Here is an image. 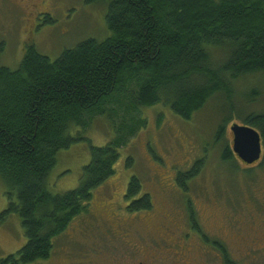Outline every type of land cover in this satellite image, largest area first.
Instances as JSON below:
<instances>
[{"label":"trees","instance_id":"trees-1","mask_svg":"<svg viewBox=\"0 0 264 264\" xmlns=\"http://www.w3.org/2000/svg\"><path fill=\"white\" fill-rule=\"evenodd\" d=\"M100 1H107L110 35L104 40H84L53 61L27 41L16 69L0 67V178L8 196L0 222L16 213L26 238L0 264L50 256L54 239L87 212L93 191L114 174L120 148L144 126L140 109L162 103L188 120L211 96L223 91L230 97L233 80L264 73V0H87ZM213 48L224 53L219 63ZM114 102L122 109L120 121L112 118L118 108H107ZM98 115H106L116 132L103 146L85 136ZM237 115L259 132L264 155V111ZM73 125L80 133L69 134ZM222 130L217 127V142ZM76 142L87 143L90 160L76 188L52 193L48 176L57 154ZM235 157L228 145L222 148L223 162ZM202 163L178 173L181 190ZM140 193L139 179L131 176L128 211L152 208L150 195ZM187 208L190 227L224 264H235L219 240L201 232L190 201Z\"/></svg>","mask_w":264,"mask_h":264},{"label":"rangeland","instance_id":"rangeland-1","mask_svg":"<svg viewBox=\"0 0 264 264\" xmlns=\"http://www.w3.org/2000/svg\"><path fill=\"white\" fill-rule=\"evenodd\" d=\"M34 4L40 10L35 19L40 30L33 36L29 25ZM106 12L107 1L0 0V67H18L30 36L52 61L84 40H104L110 35ZM211 57L219 63L224 53L213 48ZM230 87V97L223 91L211 96L188 120L162 103L140 109L144 126L120 148L114 174L93 191L87 212L74 217L54 239L46 260L29 264H139L145 258L149 264H224L190 227L189 201L201 232L219 240L235 264H264V155L259 165H246L238 157L221 159L222 148L232 147L229 126L241 122L237 113L264 111V73L242 75ZM107 108L118 106L114 102ZM117 114L114 121H120L121 108ZM218 126H223L220 142L215 140ZM77 133L80 129L71 126L69 134ZM115 134L109 118L98 115L85 136L93 146H103ZM89 160L85 142L60 150L48 176L50 192L76 188ZM197 160L203 163L183 191L177 175ZM131 176L139 179L140 194L150 195V210H127L124 194ZM7 203V187L0 178V212ZM251 239L257 245L250 247ZM25 243L20 218L12 213L0 222V260Z\"/></svg>","mask_w":264,"mask_h":264},{"label":"water","instance_id":"water-1","mask_svg":"<svg viewBox=\"0 0 264 264\" xmlns=\"http://www.w3.org/2000/svg\"><path fill=\"white\" fill-rule=\"evenodd\" d=\"M233 135L232 150L245 164L259 160L262 152L259 132L251 126L234 123L231 125Z\"/></svg>","mask_w":264,"mask_h":264},{"label":"flooded vegetation","instance_id":"flooded-vegetation-1","mask_svg":"<svg viewBox=\"0 0 264 264\" xmlns=\"http://www.w3.org/2000/svg\"><path fill=\"white\" fill-rule=\"evenodd\" d=\"M37 6H35V4L33 5V8H34V10L30 13V15L32 16V23H30V25H29V33H30V35H35V34H37L38 32H39V30H40V26H38L36 23H35V19H36V17L40 14V10H38L37 8H36ZM23 12V15H27L24 11H22ZM28 19V15H27V18H23V20L24 21H26ZM30 38H32V36H30L29 38H28V40H26L25 42H27V41H30L31 39ZM235 123V122H234ZM238 124H241V123H238ZM231 126H229V129H230V132H231V134H232V131H231V128H230ZM233 136V135H232ZM233 138V137H232ZM261 143H262V139H261ZM231 152L234 154V152L232 151V147H231ZM262 153H263V147H262ZM261 153V156H260V159L259 160H257L256 162H254L253 164L255 165V164H258L261 160H262V157H263V154ZM235 155V154H234ZM236 156V155H235ZM253 164H247V165H253ZM201 238V237H200ZM254 239H251V241H250V243H251V245H250V247H253V246H255V245H257L256 244V242L257 241H253ZM251 250V249H250ZM215 251H217V250H215ZM218 252V251H217ZM219 253V252H218ZM219 257H220V253H219ZM148 258H145L143 261H141L139 264H149L148 263Z\"/></svg>","mask_w":264,"mask_h":264}]
</instances>
